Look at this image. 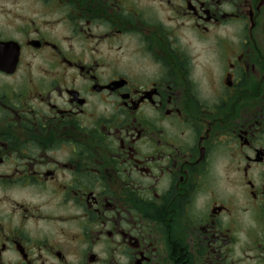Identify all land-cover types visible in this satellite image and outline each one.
<instances>
[{
	"label": "flooded vegetation",
	"instance_id": "af4514ba",
	"mask_svg": "<svg viewBox=\"0 0 264 264\" xmlns=\"http://www.w3.org/2000/svg\"><path fill=\"white\" fill-rule=\"evenodd\" d=\"M0 264H264V0H0Z\"/></svg>",
	"mask_w": 264,
	"mask_h": 264
}]
</instances>
